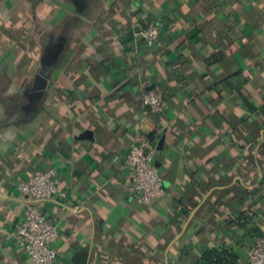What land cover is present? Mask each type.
Returning <instances> with one entry per match:
<instances>
[{
  "label": "crops",
  "instance_id": "0c3cea01",
  "mask_svg": "<svg viewBox=\"0 0 264 264\" xmlns=\"http://www.w3.org/2000/svg\"><path fill=\"white\" fill-rule=\"evenodd\" d=\"M7 2L0 264H35L3 234L28 203L58 226L55 264H194L212 248L251 264L264 236V0ZM148 20L161 28L151 46L138 35ZM148 89L165 105L144 117ZM139 128L167 189L151 205L121 169ZM49 167L66 199L18 191Z\"/></svg>",
  "mask_w": 264,
  "mask_h": 264
},
{
  "label": "built area",
  "instance_id": "2783aa9c",
  "mask_svg": "<svg viewBox=\"0 0 264 264\" xmlns=\"http://www.w3.org/2000/svg\"><path fill=\"white\" fill-rule=\"evenodd\" d=\"M138 35L146 45H154L161 35L159 23L148 20ZM164 105L165 95L162 92L145 90L142 93L144 117L161 114ZM155 156L156 146L151 137L140 128L135 129L128 152L122 160L121 169L133 174L128 192L145 205H151L167 194ZM57 177L58 169L49 167L17 182L16 187L28 200L66 199L68 193L58 186ZM3 234L6 241L14 242L35 264L56 263L58 251L55 244L59 239L58 226L37 206L28 203L17 229L4 231ZM249 261L251 264H264V236L254 240Z\"/></svg>",
  "mask_w": 264,
  "mask_h": 264
},
{
  "label": "trees",
  "instance_id": "16d2710c",
  "mask_svg": "<svg viewBox=\"0 0 264 264\" xmlns=\"http://www.w3.org/2000/svg\"><path fill=\"white\" fill-rule=\"evenodd\" d=\"M8 0H0V41L4 37V34H9L10 29H14L13 27V21L8 17ZM30 4H33V9L31 8V11L35 9V7L46 1V0H26ZM11 22V23H9ZM160 25V24H159ZM12 40H15V36L10 37ZM22 39V45L23 48H27V44ZM4 48V43L0 42V49ZM1 49V50H2ZM153 90V89H148ZM167 190V189H166ZM237 255H235L233 252H231L229 249L223 248V249H208L205 251V253L201 256L199 260H197L194 264H235L237 261Z\"/></svg>",
  "mask_w": 264,
  "mask_h": 264
}]
</instances>
